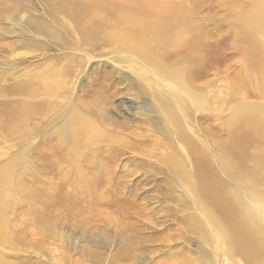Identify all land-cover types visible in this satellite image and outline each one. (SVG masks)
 Returning <instances> with one entry per match:
<instances>
[{
    "label": "rangeland",
    "instance_id": "374dc122",
    "mask_svg": "<svg viewBox=\"0 0 264 264\" xmlns=\"http://www.w3.org/2000/svg\"><path fill=\"white\" fill-rule=\"evenodd\" d=\"M147 2L146 22L177 9L174 43L140 29V56L107 39V12ZM258 2L0 0L2 262L264 264V29L245 19ZM78 117L105 137L84 140ZM240 153L263 171L236 174ZM202 209L217 231L194 226Z\"/></svg>",
    "mask_w": 264,
    "mask_h": 264
},
{
    "label": "bare ground",
    "instance_id": "6f19581e",
    "mask_svg": "<svg viewBox=\"0 0 264 264\" xmlns=\"http://www.w3.org/2000/svg\"><path fill=\"white\" fill-rule=\"evenodd\" d=\"M152 3L155 4L154 1H152ZM142 4H144V3H142ZM146 4H148L146 7L144 6V8H142V9H141V7H139L140 9L137 8L138 10L133 9L134 6H131L132 9H129V10H127V8L122 9V10H116L115 9V14L113 16H111L109 14V12H107L105 15V18H104L105 21L109 22L108 24L114 26L117 29L116 32L109 34L107 36V39L110 38L111 42L114 44H118V46L121 49H124L127 51L129 49L133 50V51L137 52L140 56H141L140 52L136 49V48L140 47L139 44L129 46L130 42L133 39L137 38V34H138V31L140 29H143V32H142V35L140 38L141 41H143L146 38V36L148 35L152 39L153 43H154V39L156 40V45H162V44L164 45V44L174 43L176 41V39H172V37L177 33L178 34L183 33V30H181L179 28H173V25H174L173 14H174L175 10L177 11V9H175L174 7H167L164 9L162 8L161 10H158V9L153 10L154 11L153 14L156 16L157 20L146 22L147 17L149 15V8H150L149 2H147ZM140 6H142V5H140ZM128 7H130V6H128ZM245 12H247V9ZM93 13L95 16L94 18L97 19V14H96L97 12L94 11ZM240 18L243 20L242 17H240ZM245 19H246V23L253 24V27L259 29L260 31H261V29H264V4L262 2H258L256 5L253 4L251 9H250V12L248 13V17ZM150 26L155 27V38H153L152 33H150L148 30V28ZM82 27L84 28V24H82ZM146 31L148 32L147 35L145 34ZM127 46H129V47H127ZM124 47H126V48H124ZM146 56H147V54H146ZM54 70H55V68H54ZM57 70H59V69H57ZM261 75H262V77H260V78H262V80L260 79L261 85H260V83H259V85L261 86L262 95L264 97V63H263V69H262ZM198 96H200V95H198ZM198 96H197V94L196 95H190L189 99H190V101L192 100L193 104H198L199 103L198 101H200ZM202 99L203 98H201V100ZM234 108H236V105ZM74 130H79V133L84 140H91V139H95V138L98 139L99 136L101 138L105 137V135L96 126L94 121H92L86 117L76 118V126L74 127ZM252 136H254V135H252ZM239 141H240V137L237 135V138L233 139L230 147L235 149L237 147V143ZM234 155L236 157L234 163L239 159L240 161H238V168H240V170H242L240 172H236V174L244 175V174H247L245 171L254 170L256 168L263 171V169H261V165H259L260 162H257V161H254L253 165H251L249 168L245 169L246 165L242 166V161L246 160V158L247 159L249 158V156L246 155L245 153L234 154ZM241 159H242V161H241ZM171 160L173 162V158H171ZM238 177H239V179H242V177H240V176H238ZM199 178H200V176H199ZM244 178L246 180H249L248 177H244ZM244 178H243V180H244ZM209 186H216V187L212 188V192L210 189H208L210 197H212L213 201L222 200V196H221L222 193L219 190L220 187H219L217 181H210ZM235 198L238 199V196L235 195ZM234 208H236V206ZM225 209H227V208H225ZM225 209H224V211L227 213V211ZM201 213H202L203 218L201 220L196 219L197 222L194 223V226H196L198 228H202L205 226L209 228V226H210V228H211L210 231H217L218 230V227L216 224L217 218L213 214V212H211L209 209H206V210L202 209ZM238 216H239V214H238ZM239 218H240L239 221L236 220L235 217H234V220H236V221H234L232 219L231 223L233 224V228L238 233H240L241 231L247 232V230L245 231V230H242L241 228L244 224L245 229H246V226L248 225V223L250 221V215L248 214L246 218H242V217H239ZM193 221H194V219H193ZM0 264H6V263L2 262V260L0 259Z\"/></svg>",
    "mask_w": 264,
    "mask_h": 264
}]
</instances>
